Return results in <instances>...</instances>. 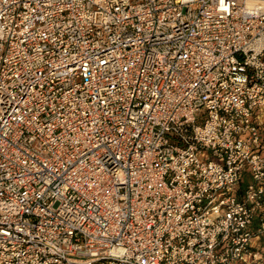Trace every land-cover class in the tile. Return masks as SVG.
I'll use <instances>...</instances> for the list:
<instances>
[{
	"label": "built area",
	"instance_id": "1",
	"mask_svg": "<svg viewBox=\"0 0 264 264\" xmlns=\"http://www.w3.org/2000/svg\"><path fill=\"white\" fill-rule=\"evenodd\" d=\"M262 236L264 0H0V264H264Z\"/></svg>",
	"mask_w": 264,
	"mask_h": 264
},
{
	"label": "trees",
	"instance_id": "2",
	"mask_svg": "<svg viewBox=\"0 0 264 264\" xmlns=\"http://www.w3.org/2000/svg\"><path fill=\"white\" fill-rule=\"evenodd\" d=\"M248 184V180L245 179L244 181H242L238 187V193L241 194L243 193V191L246 189V186ZM257 224H258V219L255 220V222L252 225V231H255V229L257 228ZM259 245L260 247H262L264 249V236L260 237L259 239Z\"/></svg>",
	"mask_w": 264,
	"mask_h": 264
}]
</instances>
